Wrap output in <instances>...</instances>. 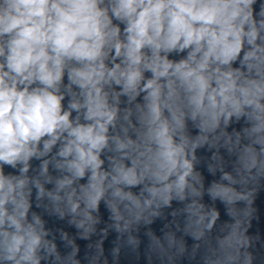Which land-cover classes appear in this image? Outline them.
<instances>
[{"label": "clouds", "instance_id": "1", "mask_svg": "<svg viewBox=\"0 0 264 264\" xmlns=\"http://www.w3.org/2000/svg\"><path fill=\"white\" fill-rule=\"evenodd\" d=\"M262 194L264 0H0V264H264Z\"/></svg>", "mask_w": 264, "mask_h": 264}, {"label": "water", "instance_id": "2", "mask_svg": "<svg viewBox=\"0 0 264 264\" xmlns=\"http://www.w3.org/2000/svg\"><path fill=\"white\" fill-rule=\"evenodd\" d=\"M201 170L203 171V174L205 176V182L206 184L214 179L211 175L208 174L206 169L201 166ZM215 178H218L215 177ZM205 201H208V197H205ZM174 207H179L178 205H174ZM217 207L219 208L221 212V219L222 220H228L229 218L225 215V210L223 205H220L219 202H217ZM256 207L259 211L258 218L253 220L252 228L250 230L251 234L256 237L255 240V247L256 251L260 254H264V194H262L257 200H256ZM101 213L103 216V219L105 222H107L108 219V213L104 210L103 206H101ZM172 220V217L169 216L167 220H156L154 224L151 226L152 229L156 232L157 235L161 234V229L164 228V225L169 223ZM49 227L58 228L63 227L67 231H69L71 234H75V229L72 227H69L66 223L62 221H57L54 218L49 220ZM179 235V233H178ZM116 234L110 233L108 239L105 241V249H110L112 247V241L115 239ZM142 238L144 239V242L147 243V239L143 237V232L141 233ZM187 243L189 246L193 243V241L190 238H186ZM80 245L81 252H80V258L83 260L84 252L86 250L87 241H77ZM143 248V245H142ZM120 264H147L146 260L144 259L143 255L139 260H137L133 256H122ZM181 264H196L195 261H188L187 259L183 260Z\"/></svg>", "mask_w": 264, "mask_h": 264}]
</instances>
